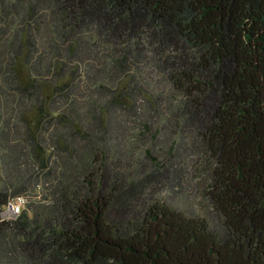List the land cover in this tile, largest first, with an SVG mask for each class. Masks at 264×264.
<instances>
[{
  "label": "trees",
  "instance_id": "trees-1",
  "mask_svg": "<svg viewBox=\"0 0 264 264\" xmlns=\"http://www.w3.org/2000/svg\"><path fill=\"white\" fill-rule=\"evenodd\" d=\"M178 149L214 218L145 197ZM0 264H264V0H0Z\"/></svg>",
  "mask_w": 264,
  "mask_h": 264
},
{
  "label": "rangeland",
  "instance_id": "rangeland-1",
  "mask_svg": "<svg viewBox=\"0 0 264 264\" xmlns=\"http://www.w3.org/2000/svg\"><path fill=\"white\" fill-rule=\"evenodd\" d=\"M139 70H141L140 77L144 83L145 97H150L152 95L157 97L156 94L169 92V83L159 70L153 68H142ZM162 96L165 97L164 95ZM147 102L140 101V111H138L140 115L144 109H148L149 104ZM144 113L146 114V112ZM151 121L153 124L151 126L153 130L156 126L163 124L162 120L158 117H153ZM163 132L166 133V131ZM163 132L155 139L150 137V132H147L145 135L146 137L143 139L132 138L129 136L130 133L128 135H123L125 142L122 144V148L125 153L121 150L120 153L123 156L122 158L127 156L130 169H134V165L144 147L147 146V148H151L152 154H156L157 156L158 154H163V152L168 149L170 142H164L166 135H164ZM108 143L109 142H107V144ZM112 145L113 141L110 142V146ZM160 148H162L163 151H161ZM169 153L174 154L175 150L173 149L166 152V154ZM177 155L178 157L175 161L176 166L169 170V174L164 173L159 179L152 180L146 185L144 189V192L146 193L145 197L153 202H165L189 217L205 216L211 219L214 218V214L205 196L202 183L198 182L195 177L196 171L194 170V166L197 162V157L195 154L190 153L189 150L181 149L177 150ZM45 185L47 184H44V186ZM45 196H48L45 189L43 192H40L38 187L32 192L23 195L22 198L24 199V205L21 210L23 208H35L36 206L42 205L39 201ZM44 204L46 206L43 207L47 208L46 213L49 214L48 210H50V206H48L47 201ZM2 213L6 218H13L15 216V212L11 205L5 207Z\"/></svg>",
  "mask_w": 264,
  "mask_h": 264
},
{
  "label": "built area",
  "instance_id": "built-area-1",
  "mask_svg": "<svg viewBox=\"0 0 264 264\" xmlns=\"http://www.w3.org/2000/svg\"><path fill=\"white\" fill-rule=\"evenodd\" d=\"M23 200L24 199L21 196L20 197H16L10 203H8V205L6 207H9L11 205L12 209L15 212V216H17V214H19L21 212V208L24 205Z\"/></svg>",
  "mask_w": 264,
  "mask_h": 264
}]
</instances>
